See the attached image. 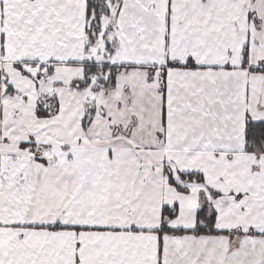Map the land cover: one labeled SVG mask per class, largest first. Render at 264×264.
<instances>
[{"label": "snow or ice", "instance_id": "snow-or-ice-1", "mask_svg": "<svg viewBox=\"0 0 264 264\" xmlns=\"http://www.w3.org/2000/svg\"><path fill=\"white\" fill-rule=\"evenodd\" d=\"M0 264H264V0H0Z\"/></svg>", "mask_w": 264, "mask_h": 264}]
</instances>
